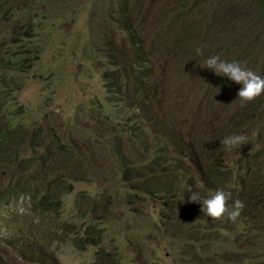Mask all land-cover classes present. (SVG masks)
<instances>
[{"label": "rangeland", "instance_id": "374dc122", "mask_svg": "<svg viewBox=\"0 0 264 264\" xmlns=\"http://www.w3.org/2000/svg\"><path fill=\"white\" fill-rule=\"evenodd\" d=\"M226 1L0 0V52L14 58L32 53L34 63L16 78L6 76L7 81L0 73L2 118L25 134L0 148V191L19 166L35 196L54 202L53 212L25 197L0 206L4 261L99 264L103 257L104 264H260L250 255L253 246L239 247L241 240L249 243L264 234V226L250 223L258 216L257 193L242 195L253 183L264 186V96L239 100L243 85L217 76L205 62L218 55L264 78V11L259 0ZM218 7L219 13L214 12ZM123 13L144 43L143 72L134 39L126 23H120ZM24 37L25 50L18 41ZM7 67L2 60L0 68ZM148 71L151 92L141 100L140 79ZM155 89L163 91L162 109ZM179 125L186 132L183 151L167 145L163 136V130L180 133ZM227 128L255 142L235 150L254 154L259 180L248 175L241 181V170L214 180L208 161L196 164L209 149L198 143ZM63 145L84 159L74 162ZM163 148L166 174L170 164L177 170L174 178L163 179V194L131 190L124 177L135 173L146 179L145 167ZM119 149L127 168H121ZM43 154L49 159L39 162L42 168L26 163ZM206 173L211 186L203 178ZM54 180L65 183L69 192L49 187ZM221 189L231 192L230 209L235 200L243 202L240 216L235 222L227 217L198 222L200 236L192 239L195 225L184 224L188 220L180 208H186L185 194L210 198ZM89 227L96 229L90 240ZM12 232L18 238L8 247ZM98 239L99 246H93Z\"/></svg>", "mask_w": 264, "mask_h": 264}, {"label": "trees", "instance_id": "16d2710c", "mask_svg": "<svg viewBox=\"0 0 264 264\" xmlns=\"http://www.w3.org/2000/svg\"><path fill=\"white\" fill-rule=\"evenodd\" d=\"M202 1V0H201ZM229 4H234V2H236V4L238 3V5H241V3L243 2L242 0H227L226 1ZM259 7L260 10L263 12L264 11V0H259ZM220 8L218 7V9L214 12L219 13ZM127 13V12H126ZM126 13L121 14V22H125L127 25V33L130 37H132L134 39L132 46L134 47L135 53L137 57H140L143 59L142 62V66H141V71L143 72V69L146 68L145 66V60H147L146 56H145V51L143 52L144 49V43L142 41L138 40L137 37V32L136 29L132 26L129 25V22L132 21L131 17L129 15H127ZM26 38L24 37L23 39H18L19 41V47H21L22 49H24L25 46H23V42H25ZM143 48H142V47ZM25 50V49H24ZM145 50V49H144ZM22 56V57H19ZM0 63H2V60L8 64V67L3 70V68H0V73L3 76V81L6 80V76L9 77V79H13L16 78L15 74L16 73H24L25 70H29L33 68V55L32 53L30 54V58L26 57L24 53H21L19 55H17L16 58H14L13 56L7 55L5 53L0 52ZM40 56H38L37 58H39ZM24 66H27L24 67ZM129 70V67L124 65V73H127V71ZM149 70V69H148ZM167 76L168 79V71L165 70L164 73ZM142 78L140 79V85H141V90L143 91V94L141 96V100L144 98V96H147V94H149L151 92V88L148 86V81L150 80V74L148 71V75H143L141 76ZM140 78V77H139ZM7 81V80H6ZM223 83V81H222ZM6 84V83H5ZM0 86L3 87L2 81L0 82ZM6 86H8V84H6ZM12 91V90H11ZM7 92L5 93V95L7 94H12V92ZM154 94L156 96H158V99L156 101V104H158V109H162L165 100L163 98V91L159 90V89H155L154 90ZM264 95H261L260 97H263ZM139 99V98H138ZM260 106H261V101H260ZM260 106L257 105L256 108H259ZM1 109V108H0ZM2 110V109H1ZM258 110V109H256ZM163 116V115H162ZM164 119V118H163ZM165 120V119H164ZM166 121V120H165ZM245 123V120L243 121ZM234 123V122H231ZM244 126V125H243ZM181 132L180 133H172L166 130H163V136H165L167 138V145H174L175 149L177 151H183L182 148V143L185 141L186 139V132L183 131L182 127L179 125ZM139 132L137 131V134ZM19 135H21V137H24L25 134L23 133H19V129H17V127L15 126V124L13 123L12 126H10L7 121L2 118L1 115V111H0V148L6 144H9L12 140H15ZM233 135L231 133V131L228 130V128L221 132V133H216L215 136L213 137L212 140L210 141H200L198 144L200 145H206L209 149L204 151V154L202 157H200L197 161L196 164L199 166L201 161H208L209 164H211V169H210V173L213 176L214 180H222L225 177L229 176L230 173L236 171V170H241L242 174H241V181H244L246 179V177L248 175H250L253 179L259 180V175H260V165L255 161L254 158V154L250 151L244 150V151H236V148H229L226 149L221 141L230 136ZM252 145H255V142L251 143ZM251 144L247 143L245 146L246 148H248ZM59 146V144H58ZM63 147H66L65 149V153L71 158L73 159V161H80V159H84L83 155H80L79 153H77L76 151H72L70 149L69 146H65L63 145ZM164 149H162L160 156L157 155L156 158L152 161L151 165L149 167H145L144 172L146 173L145 176L147 177L146 179H142V177H140V175H137L135 173H131V175H127L124 177V181L129 184L130 189L132 190L133 188H135L136 191H146L149 194L152 195H157V194H163V179L167 178V179H172L176 176L177 170L174 169L173 165H171L170 163V168H171V173L170 174H166V172L168 171V168L166 167V162L162 161L164 160ZM1 151V149H0ZM166 151V150H165ZM118 156L122 159V165L121 168H127L129 163L126 161L125 157H124V152L122 149H119L117 151ZM43 157H33L30 159H27L28 161L26 163H29L30 165H37L40 168L41 165L39 162H44L46 161L48 158V154H43ZM227 158L229 159H235V160H227ZM26 161V160H25ZM240 163V164H238ZM238 164V165H236ZM66 162L63 159V166L64 168H66ZM18 166V164H17ZM77 167L81 170H83L81 167L78 166H74ZM223 167H226V170H223ZM86 172L88 174H90V170L85 169ZM203 173V170H201ZM85 172V171H84ZM130 174V173H129ZM86 175V173H85ZM47 177V176H46ZM203 178L206 182V184L208 186L212 185V178L210 177L209 173L203 174ZM153 182H157L159 184V187L156 188L155 184ZM27 181L26 178L23 176V173H21V167L18 166V171H16L15 176L13 179L9 180L8 184H7V189H3L0 191V206L2 205H8L9 203L13 202V201H17L19 198L21 197H25V198H29L31 200V204L35 203V206L37 208H41V204L45 205L43 207V209L45 211H51L53 212L54 209L52 207L51 204H53L54 202L52 201L50 203V201H46V199H38L35 196V191L33 189H30L29 187H27ZM55 186L56 189L58 191H60L61 193H63V190L65 193L69 192V188L67 185H65V183H62L60 181L54 180L51 181L49 184V187ZM189 188V186H187ZM243 192V191H242ZM254 193H257V197H258V202L256 203L257 207H258V216L254 217L250 223L255 224V225H259V226H264V222L262 223V225L260 223H258L259 221V217L264 216V186L261 187V182L258 181L257 185L256 183L252 184V187L250 188L249 191H247V193L245 194V192L242 193L243 196H250ZM185 200H186V208L183 209V207H180L181 210L183 211L184 216L187 218L188 221H185L186 223H184L186 226L189 225H195L198 222L201 221H208V220H212L210 217H208L207 215H205V213L201 210L203 205L202 203H194V202H190V196L191 193L188 192L185 194ZM209 198V197H206ZM50 203V204H49ZM47 204H49V207ZM228 207L230 208V204L228 203ZM264 220V218H263ZM262 220V221H263ZM88 229L86 231V233H89V237H87L90 240V236L94 235V232H96L95 228H91ZM195 230H196V235L195 237H192V239H196L198 236H200V226H196L195 225ZM216 229V227H214ZM230 230L232 231H238L237 228H233V227H228ZM11 236L10 238V243H9V239L6 238L7 242H8V247H10L14 241L18 238V235L15 232H12L10 234ZM264 236H258V238L256 240H253L252 242H243V245H241L239 248L240 250L243 251L244 248H247L249 246H253V248L250 251V255L253 256L254 258L257 259V261L260 262V264H264V261H260L261 258H264V241L262 240V237ZM85 238V240L87 239ZM0 240H3V238H0ZM23 242V241H22ZM99 239L94 241V243H92L93 246H99ZM16 248H18V250L20 249L19 245L16 246ZM193 252L195 250V246L193 247ZM38 258L42 261L44 260L38 253H37ZM192 262H194V259H192ZM105 263V258L100 257V262L99 264H104ZM0 264H9L7 261H4V259L2 257H0Z\"/></svg>", "mask_w": 264, "mask_h": 264}, {"label": "clouds", "instance_id": "9594fccd", "mask_svg": "<svg viewBox=\"0 0 264 264\" xmlns=\"http://www.w3.org/2000/svg\"><path fill=\"white\" fill-rule=\"evenodd\" d=\"M198 54L202 50L197 49ZM207 69L214 71L217 76L227 77L236 84L243 85L238 92L239 100L253 102L261 95H264V78L254 71L243 67L240 62H228L220 56H210L206 59ZM248 138L245 135H230L224 138L221 143L226 148H236L247 144ZM247 197V196H246ZM231 192L217 190L210 198H202L198 192H193L190 202L202 203V211L213 221L223 220L225 217L235 222L240 216L244 204L240 200L234 201L232 209L228 207Z\"/></svg>", "mask_w": 264, "mask_h": 264}]
</instances>
